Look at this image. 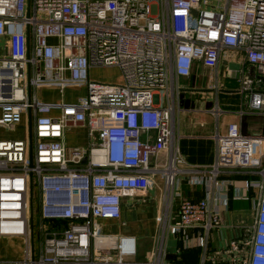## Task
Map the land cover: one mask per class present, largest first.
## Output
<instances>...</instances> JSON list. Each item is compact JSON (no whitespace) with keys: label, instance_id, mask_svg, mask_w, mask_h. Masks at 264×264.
Wrapping results in <instances>:
<instances>
[{"label":"built area","instance_id":"2783aa9c","mask_svg":"<svg viewBox=\"0 0 264 264\" xmlns=\"http://www.w3.org/2000/svg\"><path fill=\"white\" fill-rule=\"evenodd\" d=\"M229 48L254 70L241 69L238 114L264 116V0H0V130L24 132L0 137V237L24 244L22 257L0 264H161L169 236L185 248L196 238L202 264H264V132L229 123L208 166L190 165L175 146L176 78L196 62L216 67ZM108 66L120 68V82L89 74ZM72 87L86 93L72 102L39 95ZM76 128L87 145L67 143ZM234 174L248 177L238 186ZM156 176L180 199L177 220L161 218L156 254L129 259L136 247L125 236L106 237L116 253L103 254L99 220H119L123 197L145 193ZM183 179L203 197L183 196ZM246 197L245 238L210 255L230 200Z\"/></svg>","mask_w":264,"mask_h":264},{"label":"crops","instance_id":"0c3cea01","mask_svg":"<svg viewBox=\"0 0 264 264\" xmlns=\"http://www.w3.org/2000/svg\"><path fill=\"white\" fill-rule=\"evenodd\" d=\"M243 59V51L231 48L225 49L221 52L220 61L216 67L209 68L200 62H196L189 76H178L176 78V90L174 94L176 105L175 146L178 147L181 155L190 165L208 166L214 163L217 148L215 136L218 133H225L228 124L231 122L239 123L244 133H253L254 129L256 132H264V122L258 125L257 128L246 124V117L255 115L264 117L263 115L245 114L244 116H240L238 114V110L242 104V96L239 92L240 77H236V74L232 76L229 64L239 63L241 64V69L245 68L254 71L252 67L244 65ZM41 95L42 99L46 102H55L62 99L60 97L62 96L61 92L56 88H43ZM222 95L223 97H221ZM77 98L75 96L64 100L72 102ZM217 110L219 114H217ZM19 129L23 131L22 127H19L17 131ZM67 143L69 145H87L88 136L86 129L76 128L71 130L67 134ZM246 177L248 176L241 174L231 176L238 186L242 185ZM179 184L183 196L197 200L204 195L202 186L189 185L184 179L180 180ZM139 200H142L144 205H139ZM179 202V198L171 197L167 194L165 180L163 178L156 180L155 177L152 187L145 193L123 197L122 213L119 220H99L102 230L106 229V227L114 230L115 227L121 225L120 220L122 218L128 220L131 218L130 216H132L134 210L138 214L131 221L134 227L126 226L124 233L119 235L110 231H104L103 234L100 233V238L97 241V245L100 247L98 250H101L103 254H115V243H108L105 238L114 237L118 241L123 236L131 237L135 242L136 254L129 259L145 261L147 258L142 249L143 242L152 239L153 244L149 254L150 257H148V259H152L162 242L163 222L161 218L168 213L169 222H175L179 214ZM140 208L146 211L141 213ZM229 208L223 214L221 227L214 229L210 234V255L214 254L217 250L225 248L232 240L245 238L247 234L246 226L253 222L251 213L252 201L249 197L241 199L232 198ZM147 214L152 218H145ZM190 232L191 235L194 234V230ZM168 239L174 238L169 236ZM139 241L141 242V252L138 246ZM168 256L169 253L166 246V253L161 259V264H202L204 261V249L197 245V240L194 238L186 248L182 242H179L175 260ZM14 258H8V256L0 254V260ZM207 264H210V262L207 261Z\"/></svg>","mask_w":264,"mask_h":264},{"label":"rangeland","instance_id":"374dc122","mask_svg":"<svg viewBox=\"0 0 264 264\" xmlns=\"http://www.w3.org/2000/svg\"><path fill=\"white\" fill-rule=\"evenodd\" d=\"M90 76L94 79V80H98L101 82H120L121 81V71L120 68L118 66H108V67H93L90 69L89 71ZM55 89V88H54ZM228 89H234V88H228ZM42 90H39V95L42 96ZM86 93V90L84 87H72L71 90H66L65 93L60 96L62 99H71L72 97H79L83 94ZM223 97V95L221 96ZM0 117H1V112H0ZM264 122V117H260V116H248L246 117V124H250V126L257 128L258 125L262 124ZM254 134H257L258 132L253 131ZM24 135V132L19 129L17 132H6L3 130H0V136L2 137H17V136H22ZM161 176H156V180H161ZM35 216H37V212H38V201H37V188L35 187ZM139 205H144V202L142 200H139ZM141 209V208H140ZM141 213L145 212L146 210H140ZM132 216H130L131 218H129L128 220H126V218H122V220H120L121 225L115 227V229L113 230L112 228H108L106 227V229L102 230V227H100V222L98 223L99 226V231L101 234L104 233V231H110L112 233H117L122 234L124 233V229H126V226L129 227H134L132 225V220L134 218H136L135 215H138L136 213V211L134 210L132 212ZM144 216V215H143ZM143 218V217H142ZM145 218H152L151 216H149L148 214L145 215ZM126 221V222H125ZM132 225V226H131ZM112 229V230H111ZM5 238V239H4ZM152 239H148L145 240V242H143V251L144 254L146 255V258L148 259V257H150V250L152 248ZM138 246H139V251L141 252V242H138ZM24 252V244H23V240L20 237H11V238H7V237H0V254L1 255H6L11 258L13 257H17L20 258L22 257ZM145 258V259H146Z\"/></svg>","mask_w":264,"mask_h":264},{"label":"water","instance_id":"95a60500","mask_svg":"<svg viewBox=\"0 0 264 264\" xmlns=\"http://www.w3.org/2000/svg\"><path fill=\"white\" fill-rule=\"evenodd\" d=\"M194 13H196L194 11ZM229 68H230V71H232V76H235L236 74V77H240V74H241V64L239 63H230L229 64ZM251 74H253V71H251ZM30 138H32V123H30ZM30 156L32 157V146H31V154ZM87 159L85 158L84 159V162H86ZM179 245V241L178 239H169L167 241V250H168V253H169V258L175 260L176 259V255H177V247Z\"/></svg>","mask_w":264,"mask_h":264}]
</instances>
